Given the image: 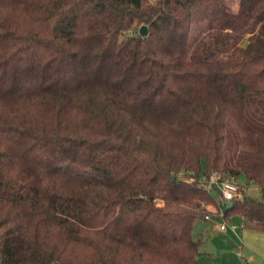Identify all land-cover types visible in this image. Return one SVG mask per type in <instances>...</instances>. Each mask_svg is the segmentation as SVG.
Instances as JSON below:
<instances>
[{"label":"trees","instance_id":"16d2710c","mask_svg":"<svg viewBox=\"0 0 264 264\" xmlns=\"http://www.w3.org/2000/svg\"><path fill=\"white\" fill-rule=\"evenodd\" d=\"M234 4L0 0V264H208L196 219L264 232V0Z\"/></svg>","mask_w":264,"mask_h":264},{"label":"rangeland","instance_id":"374dc122","mask_svg":"<svg viewBox=\"0 0 264 264\" xmlns=\"http://www.w3.org/2000/svg\"><path fill=\"white\" fill-rule=\"evenodd\" d=\"M234 6L235 0H228ZM235 180V179H234ZM242 183L241 179L235 180ZM252 197L261 198L255 184L247 187ZM213 195L218 197L213 191ZM218 221L196 219L192 226L194 237L200 236L203 243L200 247V260L214 264H264V232L243 228L237 215L226 220L227 228L219 230ZM229 226H233L231 229Z\"/></svg>","mask_w":264,"mask_h":264},{"label":"built area","instance_id":"2783aa9c","mask_svg":"<svg viewBox=\"0 0 264 264\" xmlns=\"http://www.w3.org/2000/svg\"><path fill=\"white\" fill-rule=\"evenodd\" d=\"M201 180L203 181L204 185L215 191L218 195L217 199L219 202L224 204L226 201H231L235 194L237 193L238 184L234 180L233 177L224 176L222 173L218 171L211 172L210 176L202 177ZM206 218H208L206 216ZM220 230H225L227 228V224L225 220L220 219L219 225ZM231 229H234L233 226H229ZM57 264V263H52Z\"/></svg>","mask_w":264,"mask_h":264},{"label":"water","instance_id":"95a60500","mask_svg":"<svg viewBox=\"0 0 264 264\" xmlns=\"http://www.w3.org/2000/svg\"><path fill=\"white\" fill-rule=\"evenodd\" d=\"M139 33L141 35H146L147 34V26L146 25H141L139 27ZM232 205V202L231 201H226L224 204L221 205V207L223 208L224 211L228 210Z\"/></svg>","mask_w":264,"mask_h":264},{"label":"crops","instance_id":"0c3cea01","mask_svg":"<svg viewBox=\"0 0 264 264\" xmlns=\"http://www.w3.org/2000/svg\"><path fill=\"white\" fill-rule=\"evenodd\" d=\"M234 7H236V5L234 6ZM204 221H210V220H214V221H218V219L217 218H214V217H208V218H205V219H203ZM220 222V221H219ZM241 225V224H240ZM218 229H219V227H217ZM220 230V229H219ZM253 231V230H252ZM256 232H258V231H256ZM202 243H203V240H202ZM199 258H200V256H199ZM200 260V259H199ZM201 261V260H200ZM202 262H205V263H208V262H206V261H202ZM208 264H214V263H208Z\"/></svg>","mask_w":264,"mask_h":264}]
</instances>
